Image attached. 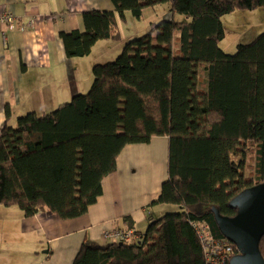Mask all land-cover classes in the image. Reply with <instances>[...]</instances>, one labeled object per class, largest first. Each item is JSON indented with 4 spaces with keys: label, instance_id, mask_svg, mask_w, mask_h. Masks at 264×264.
Wrapping results in <instances>:
<instances>
[{
    "label": "trees",
    "instance_id": "16d2710c",
    "mask_svg": "<svg viewBox=\"0 0 264 264\" xmlns=\"http://www.w3.org/2000/svg\"><path fill=\"white\" fill-rule=\"evenodd\" d=\"M111 1L114 12L83 14L84 33H62L68 58L89 56L99 41L120 40L118 19L127 12L140 20L146 9L170 2L169 11L185 20H165L155 34L129 40L115 61L95 65L87 93L6 126L0 204L17 206L25 218L40 211L59 220L82 217L127 146L167 137L168 177L146 209L147 229L135 230L125 216L123 239L85 240L73 264H209L198 228L226 241L212 209L234 217L230 202L264 182V32L233 54L220 46L223 18L264 8V0ZM160 205L174 210L156 217ZM260 251L264 258V237Z\"/></svg>",
    "mask_w": 264,
    "mask_h": 264
},
{
    "label": "crops",
    "instance_id": "0c3cea01",
    "mask_svg": "<svg viewBox=\"0 0 264 264\" xmlns=\"http://www.w3.org/2000/svg\"><path fill=\"white\" fill-rule=\"evenodd\" d=\"M89 11L114 12L115 6L111 0H0V17L11 12L18 20L14 30L0 24V136L6 126L16 128L21 116L50 113L87 93L94 66L113 59L117 46L112 41L119 46L134 38L122 32L124 25L118 19L121 42L99 41L89 56L68 58L61 35L84 33L83 14ZM125 15L122 21H127L129 12ZM174 18L161 9L153 22ZM168 147L167 137L127 146L118 157L116 172L103 180L102 195L82 217L59 220L40 211L25 218L17 210L14 227L5 222L0 226V264H73L85 240L119 241L115 234L129 230L122 221L125 216L132 218L135 230L144 231L146 209L159 198L168 177ZM165 209L160 205L153 212L157 217L156 210Z\"/></svg>",
    "mask_w": 264,
    "mask_h": 264
},
{
    "label": "rangeland",
    "instance_id": "374dc122",
    "mask_svg": "<svg viewBox=\"0 0 264 264\" xmlns=\"http://www.w3.org/2000/svg\"><path fill=\"white\" fill-rule=\"evenodd\" d=\"M159 11L155 10V8H149L146 9L143 13V16L140 20L132 17V15L129 13L127 21H122L121 19L119 22L124 25V29L122 30L123 33L126 35H132V39H137L140 37L145 36L148 33L155 34L156 32L153 31V27L151 23L153 22V19L157 18L160 14L161 9H166L167 12L170 10V3L166 2L161 5H159ZM175 19L178 21H184L185 17L181 15H176ZM189 21V19H188ZM160 23V22H158ZM224 27L226 30V38L224 41L221 42L220 46L227 54H233L235 53L236 47L238 44H245L250 43L255 39L258 35L264 32V8H259L256 10H244V11H236L233 14L227 15L223 18ZM156 24L155 20L153 22V25ZM157 25V24H156ZM114 44L113 46H117V49H114L113 55L111 56V60H106L108 63L115 61L122 53V49L124 48L125 44L128 42H124L118 46L117 43L112 41ZM116 42H121L116 41ZM120 48V52L118 50ZM103 53V52H102ZM119 53V54H118ZM118 54V55H117ZM117 55V56H116ZM100 59L102 58V55L99 54ZM105 62V63H107ZM104 64V63H103ZM253 156V155H252ZM253 157L251 158V155L247 156V167H246V174L249 175L253 172ZM164 183V182H163ZM0 204V226L2 222H5L12 227H14V223L12 222L15 212L17 210H20L17 206H10L5 207ZM13 208V209H10ZM163 212L159 213V210H156L157 217H160L167 213L168 211H173L174 206L167 205L165 207ZM147 229V226L144 228ZM13 229L11 227L8 228V231H12ZM144 230V231H145ZM3 237L0 235V238ZM235 246L233 245V248ZM235 254V253H234Z\"/></svg>",
    "mask_w": 264,
    "mask_h": 264
},
{
    "label": "water",
    "instance_id": "95a60500",
    "mask_svg": "<svg viewBox=\"0 0 264 264\" xmlns=\"http://www.w3.org/2000/svg\"><path fill=\"white\" fill-rule=\"evenodd\" d=\"M234 217L222 216L212 209L218 228L238 254L230 264H264L260 244L264 237V182L242 191L231 202Z\"/></svg>",
    "mask_w": 264,
    "mask_h": 264
},
{
    "label": "built area",
    "instance_id": "2783aa9c",
    "mask_svg": "<svg viewBox=\"0 0 264 264\" xmlns=\"http://www.w3.org/2000/svg\"><path fill=\"white\" fill-rule=\"evenodd\" d=\"M0 24L6 25L10 30H14L17 27L18 20L11 12H6L0 17ZM24 28L25 27L22 29ZM208 233L207 227L198 228V234L201 241L204 243L209 264H225L227 261L228 264H230L231 259L238 254H234L233 244L227 239L226 241L218 242ZM131 235L132 231L129 232L128 237ZM115 236L118 238L117 240L124 238V234L121 232L116 233Z\"/></svg>",
    "mask_w": 264,
    "mask_h": 264
},
{
    "label": "bare ground",
    "instance_id": "6f19581e",
    "mask_svg": "<svg viewBox=\"0 0 264 264\" xmlns=\"http://www.w3.org/2000/svg\"><path fill=\"white\" fill-rule=\"evenodd\" d=\"M237 249V248H236Z\"/></svg>",
    "mask_w": 264,
    "mask_h": 264
}]
</instances>
